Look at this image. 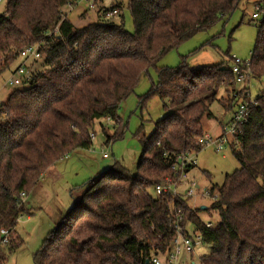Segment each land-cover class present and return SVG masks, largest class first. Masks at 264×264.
<instances>
[{
	"label": "trees",
	"instance_id": "obj_1",
	"mask_svg": "<svg viewBox=\"0 0 264 264\" xmlns=\"http://www.w3.org/2000/svg\"><path fill=\"white\" fill-rule=\"evenodd\" d=\"M71 1L6 0L0 14V75L29 45L40 44L36 62L47 67L33 70L0 105V264L19 247L21 217L32 214L20 193L28 195L77 149L90 148L95 122L107 118L122 127L121 106L141 78L167 52L231 16L242 0H128L133 33L122 20L114 21L122 14L119 1L101 7L98 19L82 26L68 18ZM258 27L252 74L243 88L233 56L202 67L159 68L139 107L158 95L166 113L154 132L141 138L136 173L117 162L92 179L34 254V264H153L154 256L172 247L177 222L185 233L196 227L210 246L200 264H264V90L242 125L240 148L233 149L239 167L213 188L221 197L205 209L219 213L215 227L206 226L201 207L194 209L188 198L150 193L172 173L176 155L202 149L199 138L206 133L205 119L214 116L213 102L236 109L246 99L247 82L264 75V18ZM221 89L228 93L226 101L219 97Z\"/></svg>",
	"mask_w": 264,
	"mask_h": 264
},
{
	"label": "rangeland",
	"instance_id": "obj_2",
	"mask_svg": "<svg viewBox=\"0 0 264 264\" xmlns=\"http://www.w3.org/2000/svg\"><path fill=\"white\" fill-rule=\"evenodd\" d=\"M5 1L0 4V14L5 10ZM118 1L123 6L122 16L115 17L114 21L119 23L122 20L126 30L133 33L135 26L128 0H102L97 2L95 8L89 7L92 0H78L74 6L66 8L67 15L75 25H86L98 19L97 14L101 11V7H112L118 4ZM256 1L258 0H242L231 16L223 18L210 30L196 34L167 52L159 61L158 67L151 68L149 73L141 78L134 92L123 102L119 112L122 127L119 122L107 118L95 122L93 127L95 137L91 147L77 149L48 170L38 185L25 197V205L31 210L32 215L25 214L21 217L17 228L20 237L19 247L12 253H7L4 264H34V254L45 239L55 231L61 217L67 215L74 199L84 193L88 183L96 176L110 169L117 162L128 172L136 173L143 150L141 138L150 136L156 129L157 121L166 113L164 103L158 95H152L142 108L139 107L140 97L149 93L153 83L157 82L160 67L177 68L183 63L191 67H202L222 62L234 55L242 60L251 58L258 24L264 18V13L261 12L259 19H253V14L257 11ZM261 2L264 6V0ZM82 14L84 15L81 16ZM23 62L24 58L20 57L9 70L0 75L2 100H5L14 88V86L5 87L6 81ZM28 64L36 71L47 68L40 62L32 60L28 61ZM247 86L250 90L248 97L255 100L258 93L264 90V75L252 77L247 82ZM219 97H223V101H226L228 93L221 89ZM235 110L224 108L219 100L213 102L211 111L214 116L205 119V132L214 137L219 135L222 128L231 120ZM115 133L121 135L108 142L109 137ZM235 148L240 147L229 145L224 150L217 151L214 145H209L193 153L197 154L198 165L189 171L186 180L195 185V192L188 200L190 206L211 207L213 200L202 193L207 188L222 186L226 175L232 174L239 167L233 154ZM105 153L110 156L109 159L103 158ZM185 182L181 191L185 187L190 188ZM150 193L153 197L157 196L153 188L150 189ZM199 217L204 222H214V227L220 220L217 211L200 210ZM187 230L191 235L197 232L193 225L188 226ZM210 250L208 244L198 247L193 259L195 264H200L201 257L209 254ZM177 264H190V262L181 256Z\"/></svg>",
	"mask_w": 264,
	"mask_h": 264
},
{
	"label": "built area",
	"instance_id": "obj_3",
	"mask_svg": "<svg viewBox=\"0 0 264 264\" xmlns=\"http://www.w3.org/2000/svg\"><path fill=\"white\" fill-rule=\"evenodd\" d=\"M4 0H0V4ZM78 0L71 1L68 6H74ZM90 1V0H86ZM96 0H92L89 4L90 8L96 7ZM256 12L253 14V19H259L260 13H264V6L262 4H257ZM117 10H114L112 13H116ZM55 31H58V27L55 28ZM42 54L40 51V44L29 45L25 49L21 51V57L24 58V63H22L16 71L13 73L12 77H10L6 83L7 86H20L24 85L32 78L33 69L31 65L28 64V61H36L41 58ZM234 61L232 62V68L234 73L237 75V81L242 86L245 84L247 78L252 74V58L248 60H242L237 56H233ZM246 87V86H245ZM245 98L239 102L236 110L233 113V116L228 124L223 127V130L220 135L216 137L210 135L209 133H205L202 137L199 138V142L203 147L214 145L217 151L224 150L227 146H240V140L238 135L242 133V125L247 121L250 108L255 105L256 99L251 100V98L247 99L250 94V90L245 88ZM3 100L0 98V105H2ZM2 117H6V113H2ZM92 138L95 137V132H92ZM193 152H185L176 155L171 164V174L166 175L160 182L156 183L154 186V190L157 195H170L173 197H183L190 198L195 192V185L192 182H188L187 177L189 171L198 165L197 154L194 155ZM105 157H109L107 153L104 154ZM186 181V182H185ZM185 182L186 186L190 185V188H184L181 191L183 183ZM198 188L199 186L196 185ZM22 200H25L27 196L25 191L20 193ZM202 195L209 196L213 201H217L221 197V193L218 189H205ZM25 202V201H24ZM193 207V206H192ZM196 209L197 207H193ZM179 215V211H177ZM182 218L179 215V219ZM201 219V218H200ZM204 222V221H203ZM207 227L213 228L214 222L207 221L204 222ZM3 242H8V230H3ZM205 244L202 235L199 232H196L194 235L190 233H185L180 224L176 223V234L173 239L172 247L169 251H167L164 255L154 256L152 258L153 264H177L181 256H184L188 261L194 259L196 249Z\"/></svg>",
	"mask_w": 264,
	"mask_h": 264
},
{
	"label": "crops",
	"instance_id": "obj_4",
	"mask_svg": "<svg viewBox=\"0 0 264 264\" xmlns=\"http://www.w3.org/2000/svg\"><path fill=\"white\" fill-rule=\"evenodd\" d=\"M261 1H262V0H258V1H256V2H257V4H261V3H262ZM223 126H224V125H223ZM222 130H223V128H222ZM221 132H222V131H221ZM220 134H221V133H220ZM220 134H219V135H220ZM103 158H105V159H109L110 156H109V157H105V156L103 155ZM96 177H97V176H96ZM85 185H86V184H85ZM85 185H84V186H85ZM84 186L81 188V190L84 188ZM28 195H29V194H28ZM28 195H27V196H28ZM75 199H76V198H75ZM75 199H74V203H75ZM74 203L72 204V207L74 206ZM25 204H26V203H25ZM25 206H26V205H25ZM70 209H71V208H70ZM70 209H69V210H70ZM67 213H68V212H67ZM31 215H32V214H31ZM28 216H30V215H28ZM61 219H62V217H61ZM61 219H60V221H61ZM60 221H59V222H60ZM17 230H18V229H17ZM189 262H190V261H189ZM194 263H195V262L192 260V261H191V264H194Z\"/></svg>",
	"mask_w": 264,
	"mask_h": 264
},
{
	"label": "water",
	"instance_id": "obj_5",
	"mask_svg": "<svg viewBox=\"0 0 264 264\" xmlns=\"http://www.w3.org/2000/svg\"><path fill=\"white\" fill-rule=\"evenodd\" d=\"M201 209H202V210H205V209H207V206H204V205H203V206L201 207ZM149 263H150V262H149Z\"/></svg>",
	"mask_w": 264,
	"mask_h": 264
}]
</instances>
